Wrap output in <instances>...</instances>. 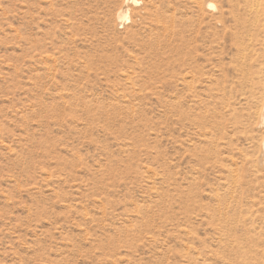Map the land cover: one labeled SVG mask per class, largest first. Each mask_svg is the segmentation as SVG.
I'll return each mask as SVG.
<instances>
[{"label":"rangeland","instance_id":"1","mask_svg":"<svg viewBox=\"0 0 264 264\" xmlns=\"http://www.w3.org/2000/svg\"><path fill=\"white\" fill-rule=\"evenodd\" d=\"M221 9L0 0V264H264V51Z\"/></svg>","mask_w":264,"mask_h":264},{"label":"bare ground","instance_id":"2","mask_svg":"<svg viewBox=\"0 0 264 264\" xmlns=\"http://www.w3.org/2000/svg\"><path fill=\"white\" fill-rule=\"evenodd\" d=\"M229 1L230 9L219 10L218 15V21L223 29H225L224 37L228 36L229 42L231 43L228 44L234 46L239 51L240 42L242 43L248 36L244 48V55H242L245 56L244 60L252 58L251 54L253 57L259 56L264 51V0H243V5L240 4L241 0ZM132 2L136 3V0H132ZM209 6L214 7L211 2ZM119 18H126L127 20V12H121Z\"/></svg>","mask_w":264,"mask_h":264}]
</instances>
